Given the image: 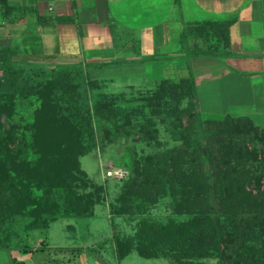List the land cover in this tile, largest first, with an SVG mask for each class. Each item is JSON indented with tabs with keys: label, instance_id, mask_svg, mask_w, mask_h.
Listing matches in <instances>:
<instances>
[{
	"label": "trees",
	"instance_id": "1",
	"mask_svg": "<svg viewBox=\"0 0 264 264\" xmlns=\"http://www.w3.org/2000/svg\"><path fill=\"white\" fill-rule=\"evenodd\" d=\"M231 25H190L182 47L190 58L222 60L231 47ZM20 55L14 46L0 49V250L13 248L10 237L22 223L28 233L44 235L57 219L94 217L100 188L86 192L91 184L83 180L79 157L98 146L96 118L108 139L102 143H112L113 130L126 136L149 130L156 137L157 122L180 141L139 157L125 178L115 213L144 217L132 236L115 237L118 260L136 252L173 264H264V127L227 113L202 119L204 136L196 141L201 114L191 73L161 79L154 88L111 92L106 80L92 79L82 65L23 64ZM74 75L85 77L89 93L99 92L96 102L82 101ZM18 102L34 107L31 121ZM164 197L172 199L175 215L190 218L162 223L145 216ZM48 244L44 238L38 250L29 243L15 248L27 255ZM11 264L27 263L15 258Z\"/></svg>",
	"mask_w": 264,
	"mask_h": 264
},
{
	"label": "crops",
	"instance_id": "2",
	"mask_svg": "<svg viewBox=\"0 0 264 264\" xmlns=\"http://www.w3.org/2000/svg\"><path fill=\"white\" fill-rule=\"evenodd\" d=\"M203 22H232L222 60L190 58L182 47L185 28ZM4 46L19 48L23 64L82 65L92 79L113 86L144 88L170 78L156 79L158 69L170 75L184 68L212 98L216 78L264 75V0H0ZM2 256L0 264L17 258L11 249L0 250Z\"/></svg>",
	"mask_w": 264,
	"mask_h": 264
},
{
	"label": "rangeland",
	"instance_id": "3",
	"mask_svg": "<svg viewBox=\"0 0 264 264\" xmlns=\"http://www.w3.org/2000/svg\"><path fill=\"white\" fill-rule=\"evenodd\" d=\"M153 65V63H150ZM161 70L156 71L155 78L170 77L178 79L187 76L184 68L177 70L176 74L163 75ZM185 71V72H184ZM184 72V74H183ZM52 74L47 77H52ZM74 81L81 83L82 101H90L92 104L97 101L99 92L89 93L84 78L74 75ZM216 88H212L210 94L212 98H207L203 89L204 84L200 82L197 89L196 102L200 116L198 117V132L196 141L203 139V126L201 120L206 118H219L227 113L235 116H248L258 128L264 127V75H237L221 76ZM241 81V82H238ZM249 85L250 90L246 87ZM158 84L153 81L142 89L154 88ZM121 86L107 84L106 91L121 92L131 86ZM236 90H242L241 94ZM105 91V90H104ZM17 108L21 111L24 120L31 121L33 108L24 107L22 102L17 103ZM18 118V117H17ZM95 120L97 128L98 146L90 153L79 157L81 170L86 174L83 177L87 183L91 184L88 191H94L95 187L100 188L101 200L95 206V215L92 218L64 217L57 219L50 224L47 234L41 231H31L28 233L24 229L25 223L17 226L10 237L13 242L15 255L18 259L24 260L27 264H173L168 258L145 259L136 252L131 253L126 260H118L115 253L114 239L119 236H132L137 224L144 216L129 217L126 215H116L115 210L120 202L118 200L122 191L124 179L110 178L107 171L111 167L126 170L127 177L130 176L139 157L146 156L168 148L178 147L180 141L174 135L167 124L157 122L156 137H151V131L144 134L138 130L130 131V136L123 132L113 130L111 142L102 143V139L108 140L103 131V123ZM145 216L154 218L162 223L174 219L186 221L189 216H178L173 212V203L170 197H164L157 203L148 206ZM47 238L48 250L37 251L33 254L22 255L20 250L15 248L23 243H29L35 249L42 248V240ZM47 246V245H46ZM6 250V249H5ZM5 261V260H4ZM3 256L0 263H4Z\"/></svg>",
	"mask_w": 264,
	"mask_h": 264
},
{
	"label": "built area",
	"instance_id": "4",
	"mask_svg": "<svg viewBox=\"0 0 264 264\" xmlns=\"http://www.w3.org/2000/svg\"><path fill=\"white\" fill-rule=\"evenodd\" d=\"M127 171L122 168L111 167L110 170L107 171V176L110 178L124 179L127 177Z\"/></svg>",
	"mask_w": 264,
	"mask_h": 264
}]
</instances>
